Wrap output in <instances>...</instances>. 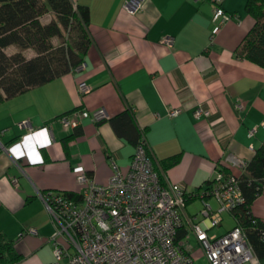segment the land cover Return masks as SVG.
Wrapping results in <instances>:
<instances>
[{"label":"crops","instance_id":"obj_1","mask_svg":"<svg viewBox=\"0 0 264 264\" xmlns=\"http://www.w3.org/2000/svg\"><path fill=\"white\" fill-rule=\"evenodd\" d=\"M72 1L89 13L83 66L0 103V232L20 256L14 264L54 260L55 223L43 193L79 195L81 171L105 184L113 161L127 169L135 150L134 120L126 113L118 122L122 136L109 118L129 107L164 182L192 194L183 211V239L195 263L207 264L190 230L192 221L208 223L200 214L204 201L218 207L205 190L220 168L242 175L264 142V68L236 55L254 24L247 0H223L232 18L220 26L212 22L210 0H145L135 13L125 9L126 0ZM164 36H171L173 44H166ZM82 81L86 92L79 90ZM197 105L209 109V116L196 118ZM101 107L107 120L85 118L77 128L57 120L74 109ZM171 107L180 113L167 116ZM175 154L179 161L162 170L160 161ZM195 200L199 206L189 211ZM250 210L264 225V183ZM235 223L224 214L222 223L208 231L221 235Z\"/></svg>","mask_w":264,"mask_h":264},{"label":"built area","instance_id":"obj_2","mask_svg":"<svg viewBox=\"0 0 264 264\" xmlns=\"http://www.w3.org/2000/svg\"><path fill=\"white\" fill-rule=\"evenodd\" d=\"M210 1L214 4L213 23L220 26L232 18L222 7L223 0ZM144 2L126 0L124 7L135 13L144 7ZM162 40L173 44L171 36ZM78 87L81 92L89 90L84 81ZM241 107L237 104V108ZM180 111L171 107L167 116L174 117ZM209 114L210 110L201 105L194 109L196 118ZM85 118L98 122L107 120L109 115L102 107L83 108L63 113L57 120L67 128H77ZM19 124L26 127L28 122ZM260 125L264 126V121ZM257 126L249 129L250 137ZM156 165L142 132L127 169H120L113 161V174L107 183L100 184L81 171L77 176L78 198L64 192L43 193L55 223L50 237L54 260L49 264H196L185 240H177L189 192L180 184L161 182ZM209 186L205 194L214 197L218 207L213 209L204 201L200 214L208 223L190 224L208 264H260L240 225L221 235L208 231L222 223L224 214L233 216V211L245 204L237 177L217 170Z\"/></svg>","mask_w":264,"mask_h":264},{"label":"trees","instance_id":"obj_3","mask_svg":"<svg viewBox=\"0 0 264 264\" xmlns=\"http://www.w3.org/2000/svg\"><path fill=\"white\" fill-rule=\"evenodd\" d=\"M245 8L254 19V24L238 47L236 55L264 68V0H247ZM48 13H52L53 19L45 22L42 18ZM88 19V8L72 0H0V103L82 64L90 43ZM72 29L77 34L75 40L72 44L66 43V47H60L61 54L56 56L53 51V38L62 37L64 31ZM10 45H17L20 49L33 48L36 55L26 58L21 51L8 54L5 48ZM126 113L134 120L136 136L132 142L136 146L141 133L145 131L137 126L132 107L127 108L124 113L110 117L109 121L115 131L124 136L119 130L118 122ZM179 159V154L162 159L161 169H168ZM156 169L164 183L158 165ZM220 170L228 173L223 168ZM236 177L245 197V204L233 211L235 225L244 229L255 256L260 264H264V225L250 210L264 183V142L247 162L245 172ZM64 195L79 197L73 192H64ZM191 196L189 192L186 203ZM185 236L186 230L182 225L178 230L177 240H182ZM19 259L13 244L0 232V264H14Z\"/></svg>","mask_w":264,"mask_h":264},{"label":"rangeland","instance_id":"obj_4","mask_svg":"<svg viewBox=\"0 0 264 264\" xmlns=\"http://www.w3.org/2000/svg\"><path fill=\"white\" fill-rule=\"evenodd\" d=\"M51 19H53L52 13H48L42 18V20L45 21V22H48ZM76 35L77 34H76L75 29H72V30L64 31L62 37L53 38V51H54V54L56 56L60 55L61 54V51L59 50L60 47H62V48L66 47V43L72 44L73 41L76 38ZM5 51L8 54L16 52V51H21L26 58H32V57H34L36 55V51L33 48L20 49L17 45L8 46V47L5 48ZM195 202L196 203L194 205H192L191 207L188 208L189 211H195L196 207L199 206L201 201L195 200ZM202 263H207V261L206 262L203 261Z\"/></svg>","mask_w":264,"mask_h":264}]
</instances>
